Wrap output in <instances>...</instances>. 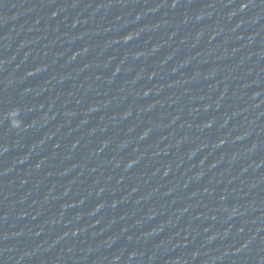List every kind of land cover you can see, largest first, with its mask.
<instances>
[{"label": "water", "instance_id": "obj_1", "mask_svg": "<svg viewBox=\"0 0 264 264\" xmlns=\"http://www.w3.org/2000/svg\"><path fill=\"white\" fill-rule=\"evenodd\" d=\"M21 264H264V0H0Z\"/></svg>", "mask_w": 264, "mask_h": 264}]
</instances>
